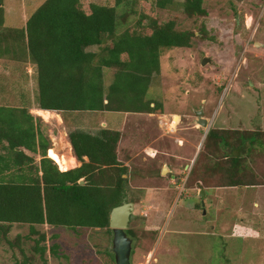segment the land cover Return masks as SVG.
<instances>
[{"label": "rangeland", "instance_id": "374dc122", "mask_svg": "<svg viewBox=\"0 0 264 264\" xmlns=\"http://www.w3.org/2000/svg\"><path fill=\"white\" fill-rule=\"evenodd\" d=\"M44 1L0 0L4 26L22 28ZM155 1L130 0L137 15L120 33L134 28L144 14L159 26L174 22L177 31L194 37L190 48L162 50L160 75L151 80L146 95L152 107L161 108L151 116L130 117L120 127L123 113H65L66 128L55 114L50 118L35 113L34 66L1 56L0 106H26L40 118L44 133L50 140L55 137V154L66 153L63 131L68 136L72 126L84 129L83 124L106 121L109 129L121 131L130 147L125 157L131 159L125 198L134 204L136 217L128 227L134 233L130 264H264V145H250L248 138L246 147L234 153L246 175L237 181L256 184L249 187L227 186L228 150L197 158L212 129L262 132L259 139L264 142V0H203L207 15L192 18L181 6L185 0H174L176 5L166 10L156 8ZM81 3L112 6L114 0ZM135 32L144 34L139 28ZM204 59L209 63L202 66ZM111 76L109 71L107 84ZM199 113L207 128L198 125ZM228 141L239 147L232 135ZM47 156L61 170L51 151ZM37 230L46 236V264H115L110 255L113 236L105 230ZM38 238L29 235L27 226L13 225L7 239H0V264H23L33 256ZM53 244L59 247L57 257L49 253ZM28 264L44 262L35 256Z\"/></svg>", "mask_w": 264, "mask_h": 264}, {"label": "trees", "instance_id": "16d2710c", "mask_svg": "<svg viewBox=\"0 0 264 264\" xmlns=\"http://www.w3.org/2000/svg\"><path fill=\"white\" fill-rule=\"evenodd\" d=\"M155 5L166 10L176 3L156 0ZM181 6L191 18L207 15L203 0H185ZM119 7L123 8L120 13ZM136 15L130 0H114L112 6L45 0L25 25L16 29L4 26L0 8V56L34 66L37 110L61 114L153 113L161 106L151 107L146 95L151 80L160 75L162 50L190 48L194 34L177 31L174 22L159 26L144 14L134 28L120 33ZM138 28L144 34L136 33ZM93 48L98 51H89ZM109 71L112 76L107 84ZM259 133L212 129L197 158L203 153L217 155L224 148L231 159L227 186H254L237 181L246 175L240 168V156L234 153L246 147L248 138L250 145H264ZM227 135L236 138L239 147H231ZM121 136L110 129L96 135L70 132L67 137L72 154L82 165L61 172L47 156L51 141L42 120L30 114L26 106H0V239H7L13 225L27 226L29 235L39 236L34 240L33 256L23 264L34 261L35 256L46 264V236L38 232L39 226L105 230L113 236L110 213L122 205L128 184V177L124 178L128 167L117 155ZM126 234L134 237L130 230ZM58 248L53 244L49 253L57 257Z\"/></svg>", "mask_w": 264, "mask_h": 264}, {"label": "water", "instance_id": "95a60500", "mask_svg": "<svg viewBox=\"0 0 264 264\" xmlns=\"http://www.w3.org/2000/svg\"><path fill=\"white\" fill-rule=\"evenodd\" d=\"M209 63V59H204L202 66ZM201 113L198 117V125L207 128L208 121L202 119ZM167 170V168H165ZM84 182H81L83 184ZM200 196H205L202 191ZM201 197V198H202ZM134 204L127 202L126 198L123 199L122 205L112 209L110 213L109 228L112 230V253L114 255L115 264H130L132 253V240L127 236L126 231L131 222L135 220Z\"/></svg>", "mask_w": 264, "mask_h": 264}, {"label": "crops", "instance_id": "0c3cea01", "mask_svg": "<svg viewBox=\"0 0 264 264\" xmlns=\"http://www.w3.org/2000/svg\"><path fill=\"white\" fill-rule=\"evenodd\" d=\"M152 107V106H151ZM35 113H37L40 117H42V115L40 114V113H43V114H45L44 113V111H42V110H37V109H35ZM84 113H107V112H84ZM110 113H123L124 115H126L125 116V119H124V121L122 122V124L120 125V127H123L124 126V124H126L127 123V121H129V119H130V117H132V118H147V116H151V114H153V113H125V112H110ZM52 114H55L56 115V117H58V119L60 120V122L64 125H66V120L68 119H66V120H63V119H65V118H63L62 119V117H63V114H65V113H57V112H52ZM58 114H60V115H58ZM128 114V115H127ZM129 114H132V115H129ZM68 121V120H67ZM67 127L66 128H68V125H66ZM79 127V126H78ZM81 127H83L84 129H82V128H77V127H70L69 129H70V131H76V130H82V131H85V132H88V133H90V134H93V135H96L99 131H101V130H104V129H109V125H108V123L106 122V121H100V122H98L97 124H95V125H92V126H90V127H88L87 125L84 127V124L81 126ZM65 128V129H66ZM92 129V130H91ZM110 130H114V129H110ZM114 131H118V132H121L119 129L118 130H114ZM63 133H64V136H65V138H66V153L65 154H62V153H59L60 155H65V157L67 158V159H69L70 160V158H71V160L69 161V162H71V161H73L72 162V164L70 165V166H67V168H65V169H62L61 168V172H66V171H69V170H72V169H75V168H79L81 165H82V163L81 162H79V161H77L76 159H75V157L73 156V154H72V149H71V145H70V143H69V141H68V137H67V133H66V130L65 131H63ZM122 135V134H121ZM54 139H55V137L54 136H52ZM53 138L51 139V140H53ZM50 139V138H49ZM122 139H123V135L121 136V139H120V141H119V144H118V147H117V155H118V160H119V162H121L122 164H124V166H126V167H128L129 166V162L131 161V159H127L125 156V154H124V152L125 151H128V148H130L129 147V145L128 144H125V141H122ZM50 140V141H51ZM52 144H51V150L49 149L48 151L50 152V151H52L53 150V148H52ZM146 148H148V150H150V148L149 147H146ZM55 150H56V148H55ZM147 150V149H146ZM48 151H47V153H48ZM57 151V150H56ZM52 153V152H51ZM130 155V154H129ZM125 157V158H124ZM83 160L85 161V162H88V159L87 158H83ZM124 178H127V176H124Z\"/></svg>", "mask_w": 264, "mask_h": 264}, {"label": "bare ground", "instance_id": "6f19581e", "mask_svg": "<svg viewBox=\"0 0 264 264\" xmlns=\"http://www.w3.org/2000/svg\"><path fill=\"white\" fill-rule=\"evenodd\" d=\"M44 113L45 114H43V113H40L42 116H49L50 118L52 117V112H47V111H44ZM54 115V114H53ZM53 154H54V156H53V158H56L57 160H58V163H60L59 165H60V167L62 168V169H65V168H67V166H68V160L69 159H67L66 157H65V155H57V154H55L57 151L54 149V150H52L51 151ZM70 160H71V158H70Z\"/></svg>", "mask_w": 264, "mask_h": 264}]
</instances>
